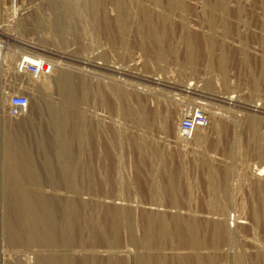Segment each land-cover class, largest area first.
I'll return each mask as SVG.
<instances>
[{
    "label": "rangeland",
    "instance_id": "obj_1",
    "mask_svg": "<svg viewBox=\"0 0 264 264\" xmlns=\"http://www.w3.org/2000/svg\"><path fill=\"white\" fill-rule=\"evenodd\" d=\"M6 23L1 96L28 95L22 55L71 76L34 81L36 117L0 112V264H264V0H0Z\"/></svg>",
    "mask_w": 264,
    "mask_h": 264
},
{
    "label": "bare ground",
    "instance_id": "obj_2",
    "mask_svg": "<svg viewBox=\"0 0 264 264\" xmlns=\"http://www.w3.org/2000/svg\"><path fill=\"white\" fill-rule=\"evenodd\" d=\"M144 7H141L142 9H141V11L140 12H142V13H144V14H147V15H150V14H157V15H162V14H164V12L162 11V10H160V9H157V7H155V9L154 10H152V8L151 9H149V7H147V6H145V5H143ZM152 7V6H151ZM154 7V6H153ZM18 14V11H17V9H14V11H13V13H12V15L13 16H16ZM8 21H10V20H8ZM30 21V20H29ZM28 21V22H29ZM31 24V23H30ZM10 24L9 23H6V24H3L2 26H1V28L0 29H5V30H7L8 28V26H9ZM32 27V26H31ZM3 31V30H2ZM1 32V31H0ZM12 36H13V34H11ZM11 35L9 36V37H11ZM32 46H30L29 48H31ZM29 48H28V50L25 52V53H30V51L31 50H29ZM32 48H36V47H32ZM39 50H43V49H39ZM42 52H45V53H50V54H52V55H55V56H59V57H62V58H67V59H69V57L68 56H65L64 54H63V52H61V51H57V50H54V49H48V50H43ZM30 62H32V63H35V64H37L38 66H39V68H40V72L38 73L40 76L38 77L37 76V74L36 73H31V72H27V70L25 71V73H27V76H28V78L26 79L27 80V88H28V96H29V98H30V107H29V109H28V111H27V113L25 114V115H23V116H19V117H31L32 118V116H35L36 117V114H38L39 112H40V100H41V91L40 90H38V88L36 89V82L34 83V81L35 80H37V81H39L38 79L40 78V77H44V78H42L44 81H45V83H46V81H49V80H51V78L49 77V76H51V77H54V80H60V81H62L63 82V85H65L66 84V81H68V78H70V76H71V73H69L68 71H66L65 69L64 70H61V67H60V69H54L53 68V66L51 65V63H45V62H43V63H41V64H39V63H37V62H35V60L34 59H30L29 57H27V56H24V55H22V57H21V59H20V61H19V63L17 64V66H16V69H17V71H19V70H21V69H24V68H26L27 69V66H28V64L30 63ZM80 62H83V63H85V64H88V62H86V61H81L80 60ZM92 65H93V63H91ZM59 66H61V65H56V67H59ZM113 67L114 68H117L118 70H119V72H124V71H122V70H124V68L123 67H120L119 65H117V66H114L113 65ZM127 69V68H126ZM125 69V70H126ZM126 72V71H125ZM134 73H136V72H134ZM42 75V76H41ZM129 75V74H128ZM148 77H150V78H152V79H154V81H156V80H160L161 78H160V76H155V75H153V76H148ZM149 79V78H148ZM151 79V80H152ZM171 82V81H170ZM169 82V83H170ZM204 82H206V81H204ZM167 84V83H166ZM210 84H211V82L209 83V82H206L205 83V87H207V88H209V87H211L210 86ZM193 85H195V87L193 86ZM201 85H202V83L201 84H197V83H192V82H188L187 84L185 83V84H180V86L179 87H177L176 85H171V83H170V85L169 86H172V87H174V88H177V89H180V90H184V91H188V92H193V90L194 91H196V92H198V94L200 95V96H203L204 97V99L206 100H212V99H218V100H220V101H222V103H228V104H230V103H234L235 102V95H215V94H210L211 96H208V95H205V93H204V91L202 90L203 88L201 87ZM201 87V88H200ZM204 87V86H203ZM136 88V87H135ZM142 89V88H140V87H137V89ZM213 88V87H212ZM210 89V88H209ZM208 91V90H207ZM218 92V91H217ZM221 94V93H220ZM120 95V94H119ZM56 96V95H55ZM7 97H10V94L9 93H4L2 96L0 95V107H2V109H0V112H1V114H2V116H9V113H8V110H9V108H7V107H9L10 106V103H8V98ZM57 97V96H56ZM58 100H60L59 99V97H58ZM9 102H10V100H9ZM208 103V101H202L201 100V102H199V105H201V106H203L204 108H205V105ZM235 104V103H234ZM252 105V104H251ZM5 106H7V107H5ZM209 106V105H208ZM253 107H255V108H258V106L257 105H252ZM8 109V110H7ZM254 109V108H253ZM127 110V109H126ZM210 111V110H209ZM215 112V111H214ZM221 113V112H220ZM220 113H219V115H220ZM217 115V114H216ZM222 116V115H221ZM13 117V116H12ZM15 118V117H14ZM31 121H33V120H31ZM179 123V122H178ZM26 125V124H25ZM29 125V124H28ZM28 127V126H27ZM27 129V128H26ZM59 129H61L62 131H66L67 129L66 128H59ZM21 132V131H20ZM178 139H181L182 137H180V135H179V133H178ZM182 140V139H181ZM255 174H257V175H264V167H259V168H256L255 169ZM262 179V178H261ZM262 182L264 183V178L262 179ZM117 203V202H116ZM116 208H118V207H116ZM121 210H122V208H120ZM117 210V211H120V213H122L123 215H126V212H125V210ZM163 211H167V210H164L163 208H157V207H147V209L146 210H144V212H146V213H148L149 215H150V217L153 219V220H157L156 222H161V225L160 226H164V224L166 223L167 224V221H169V220H167L166 218H163L162 216H159L158 214H160V212H163ZM171 212H175V211H171ZM28 213H30V212H28ZM118 213V212H117ZM156 213V214H155ZM165 213H167V212H165ZM189 213V212H188ZM121 214V215H122ZM128 215V214H127ZM174 215V214H173ZM242 218V217H241ZM33 219V218H32ZM35 222L37 221V220H35V219H33ZM239 223H246L247 221L246 220H244V218H242V219H240V217L238 218V220H237ZM156 222H154V223H156ZM187 223H190V222H187ZM190 224H192V223H190ZM157 227V226H156ZM189 227V230L192 232L193 231V227L194 226H188ZM154 229H159L158 227L157 228H155V226H154ZM218 229L219 230H221V227H220V225H216L215 224V228H214V231L216 232V231H218ZM194 232V231H193ZM193 232L191 233V243H192V245L194 246V247H198V245H199V243L197 242V241H199L198 239H196V234H193ZM219 232V231H218ZM218 236V235H217ZM215 238H216V234H215ZM154 239V238H153ZM152 241H154V240H152ZM200 242V241H199ZM30 258V257H29ZM211 263H213L214 264V262H213V259L211 258Z\"/></svg>",
    "mask_w": 264,
    "mask_h": 264
},
{
    "label": "built area",
    "instance_id": "obj_3",
    "mask_svg": "<svg viewBox=\"0 0 264 264\" xmlns=\"http://www.w3.org/2000/svg\"><path fill=\"white\" fill-rule=\"evenodd\" d=\"M27 72H40L37 64L30 62L27 66ZM9 114L13 117L23 116L27 113L30 107V98L27 94H12L10 96ZM209 122L206 110L201 105H195L189 109L179 120L178 133L180 137L187 140L202 127H205Z\"/></svg>",
    "mask_w": 264,
    "mask_h": 264
}]
</instances>
